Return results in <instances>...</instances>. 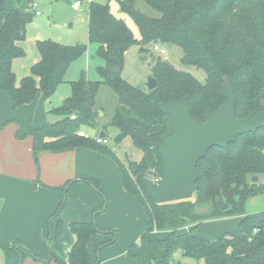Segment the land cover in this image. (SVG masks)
I'll return each mask as SVG.
<instances>
[{"label":"trees","instance_id":"obj_1","mask_svg":"<svg viewBox=\"0 0 264 264\" xmlns=\"http://www.w3.org/2000/svg\"><path fill=\"white\" fill-rule=\"evenodd\" d=\"M69 1L88 4L89 42L104 61L96 68L101 80L89 81L81 73L78 81L70 82V96L52 110L59 120L30 132L36 162L43 151L78 147L113 156L106 146L78 134L82 125H97V97L101 87L108 86L118 96L111 122L119 131L117 141L129 137L143 153L140 162L120 165L125 189L145 208L147 227L162 235L156 237L146 231L142 236L155 253H149V264H172L178 256L204 264H264V212L246 214L248 199L263 194L264 186L252 179L264 176V130L239 136L227 149L212 148L198 164L199 189L189 200L156 204L143 185L145 176L159 174L157 146L161 136L169 132L170 117L161 111V104L185 102L192 116L202 123L225 102L223 81L230 78L238 119L264 111V0H143L160 14L157 18L136 9L137 0H121V11L137 24L140 40L112 14L109 5L97 0ZM6 6L7 0H0V16L6 13L0 28V90L11 96L14 108L32 103L38 94L48 100L66 83L71 66L84 56L88 46L37 41L40 60L31 67V75L18 80L13 65L27 56L22 44L33 16L28 10H8ZM134 44L143 54H149L156 45L180 48L181 64L202 70L205 82L158 57L151 65V77L158 87L144 91L130 85L123 73L126 53ZM102 132L106 137V131ZM91 183L104 196L97 182ZM64 204L65 200L49 221L48 242L56 252L49 251L48 246V262L99 264L101 250L116 242V234L109 241L96 242L97 256L93 257L88 250L90 241L110 231L101 229L95 220L73 222L69 229L75 242L67 251L60 217ZM198 209L205 211L199 213ZM230 217H239V225L215 241L195 234L202 222ZM191 224L195 226L185 231ZM0 246L17 256L16 264L28 259L42 261L23 242L15 241L11 248ZM129 253L134 256L131 249Z\"/></svg>","mask_w":264,"mask_h":264},{"label":"crops","instance_id":"obj_2","mask_svg":"<svg viewBox=\"0 0 264 264\" xmlns=\"http://www.w3.org/2000/svg\"><path fill=\"white\" fill-rule=\"evenodd\" d=\"M5 18L6 13L1 19L0 28ZM26 57L14 62L13 69L18 80V70L22 71ZM36 60L38 62L40 57ZM67 76L64 84L68 83L69 89L65 94L59 95L62 84L50 99L44 100L38 94L32 103L18 108H14L11 96L0 90V231L5 230L9 235L5 238L6 245H3L11 248L15 241L25 243L40 257V264L48 263V225L63 200L65 204L60 217L65 225L64 238L68 249L75 242L69 229L73 222L95 220L101 229L110 231L96 236L95 247L96 242L111 240L116 234L114 230L120 226L118 222L122 221L130 236L135 237L133 243L128 245L130 247L136 244V239L142 236L148 223L141 202L125 189L122 163L113 150L110 151L114 157L84 147L50 150L40 153L37 162L34 159L33 139L29 134L33 129L59 120L52 110L61 106L71 94L70 82L74 80H68ZM78 134L84 135V132ZM91 182H97L104 196L94 189ZM104 197L108 209H104ZM220 220L231 221L222 233L215 231V225L220 224ZM239 223V217L205 221L196 227L195 232L201 229L200 237L205 240L209 239L203 236L218 239L234 231ZM204 232L212 235H205ZM128 246L121 249L124 258H127ZM49 251L56 252L53 244L49 246ZM28 261L37 263L34 259ZM7 262L16 264L18 259L13 254L8 255ZM111 262L112 259L109 264Z\"/></svg>","mask_w":264,"mask_h":264},{"label":"rangeland","instance_id":"obj_3","mask_svg":"<svg viewBox=\"0 0 264 264\" xmlns=\"http://www.w3.org/2000/svg\"><path fill=\"white\" fill-rule=\"evenodd\" d=\"M121 0H97L98 3L103 5H109L112 14L118 19L123 20L129 29L132 31L136 40H140V32L135 21L126 13L121 11L120 8ZM36 3L38 5V10L41 12L40 16L35 15V10L31 8V4ZM74 1L69 0H7V7L17 10H28L33 16L32 23L28 26L26 40L22 44L27 57L23 61L22 71L18 70L19 80L24 77L31 75V67L37 63L39 54L36 48L37 41L49 40L61 45L66 46H75L78 44H84L88 46L87 52L84 56L76 61L70 68L68 72V80L78 81L81 77V73H85L86 78L89 81L95 82L101 80L98 75L96 68L104 64V61L98 58L96 54V46L91 45L89 42V11L88 4H82L78 9L74 7ZM136 9L146 14L149 17H159V13L152 8H150L143 0H137ZM0 16V22L2 17ZM161 47V46H160ZM161 48L166 50L165 55H160L158 52L151 51L149 54H143L140 51V47L137 44L132 45L126 53L125 69L123 73L124 79L132 86L147 91V82L148 79L152 76L151 65L155 59L158 57L169 62L175 68L188 72L197 78L201 83H204L206 80V74L202 70H198L194 67H186L181 64L182 50L178 47L171 46H162ZM21 73V74H20ZM69 89V84H63L60 89L59 95L65 94ZM118 106V96L117 94L110 89L108 86L103 85L100 89V93L97 97V109L99 110V118L97 125L89 126L82 125L80 131L84 132L83 137L91 140H95L96 137L100 136L102 131H106V138L108 139L109 144L103 145L108 149L116 152L119 160L122 163V166H127L129 162H140L143 153L138 150L131 138H126L121 142L117 141L119 134L118 129L111 126L112 118L115 113V110ZM102 112V115L100 114ZM98 152V151H97ZM103 154V153H101ZM133 178L132 174H130ZM159 174L157 175H147L144 179H148L156 183ZM258 183L264 186V176L258 177ZM135 179V178H134ZM104 197L105 208L108 209L107 199ZM144 212L145 211V208ZM205 209H198L197 212H204ZM264 212V188L263 194L253 196L248 199L246 203V214H258ZM145 219L148 216L147 213L144 215ZM118 220V219H116ZM112 222V220H110ZM221 223L216 226L215 231H222L228 228V223L230 220H220ZM219 221V222H220ZM113 223V222H112ZM118 228L114 232L116 233V243L104 247L100 252L101 264H109V261L112 259L111 264H149V253L155 255L153 250L146 244L142 239V236L147 231L148 227H145L142 236L136 239V244H131L135 237L130 236L127 228L124 226V221L118 222ZM195 225H189L185 228L186 230L193 228ZM206 228V227H205ZM109 231L108 229H105ZM185 230V231H186ZM201 229L195 232L197 236L200 237ZM222 233V232H221ZM4 234V235H2ZM205 235L207 234L204 232ZM2 235V236H1ZM7 235V236H5ZM220 235V234H219ZM154 236L161 237L156 230H154ZM9 237L7 233L1 230L0 231V242L2 244L6 243L5 238ZM209 239L208 241H215L216 237L203 236ZM201 238V237H200ZM2 239V240H1ZM203 239V238H202ZM97 240V239H96ZM109 241V240H108ZM133 243V242H132ZM6 245V244H5ZM129 247V250L126 251L127 258H124V255H121V249L125 246ZM8 246V245H7ZM112 246V247H111ZM90 253L93 254V257L96 253V247L94 240L89 243ZM132 247V248H131ZM130 249L133 251V255L129 253ZM66 250L69 251L68 247ZM13 253H8L3 247L0 246V264H7V256L12 255ZM97 256V255H96ZM13 257L17 258L15 254ZM118 257V258H115ZM18 259V258H17ZM28 261V260H27ZM26 261V262H27ZM24 264H40L33 261H28ZM13 263V262H12ZM42 264H57L54 261ZM154 264H158L154 261ZM172 264H204L203 261H196L192 259H187L178 256Z\"/></svg>","mask_w":264,"mask_h":264},{"label":"water","instance_id":"obj_4","mask_svg":"<svg viewBox=\"0 0 264 264\" xmlns=\"http://www.w3.org/2000/svg\"><path fill=\"white\" fill-rule=\"evenodd\" d=\"M148 90L158 87L155 78L147 82ZM225 102L208 114L204 122L197 121L185 102H169L160 105L161 111L170 117L169 132L163 134L157 146L161 158L159 180L154 183L143 180L151 199L156 204L189 200L198 191V164L212 148L227 149L239 136L264 130V111L247 118L236 116V96L232 80L223 81ZM102 115V112L100 113ZM104 138L105 133L101 132ZM258 183L259 178L253 177ZM147 232H154L152 227Z\"/></svg>","mask_w":264,"mask_h":264},{"label":"built area","instance_id":"obj_5","mask_svg":"<svg viewBox=\"0 0 264 264\" xmlns=\"http://www.w3.org/2000/svg\"><path fill=\"white\" fill-rule=\"evenodd\" d=\"M80 6L81 5L79 3H75L74 4V7L77 8V9ZM31 8L35 10V15L36 16H40L41 15V12L36 10L38 8V5L36 3L31 4ZM153 51L158 52L161 55H165L166 54V50L161 48L159 45L154 46ZM75 119H76V117L73 116L72 120H75ZM81 136H83V135H81ZM95 141L97 142V144H100V145H107L108 144V139L106 137H104V138H101L100 136L96 137ZM158 180H159V176H158V179H157L156 182H158Z\"/></svg>","mask_w":264,"mask_h":264}]
</instances>
